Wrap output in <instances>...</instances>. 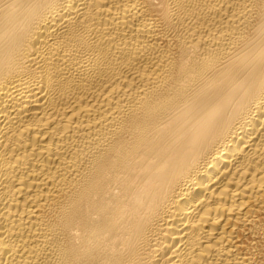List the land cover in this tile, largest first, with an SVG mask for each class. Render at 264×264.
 Masks as SVG:
<instances>
[{"label": "bare ground", "instance_id": "bare-ground-1", "mask_svg": "<svg viewBox=\"0 0 264 264\" xmlns=\"http://www.w3.org/2000/svg\"><path fill=\"white\" fill-rule=\"evenodd\" d=\"M0 264H264V0H0Z\"/></svg>", "mask_w": 264, "mask_h": 264}]
</instances>
